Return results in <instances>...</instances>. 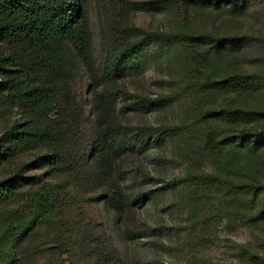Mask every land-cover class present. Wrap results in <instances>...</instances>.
<instances>
[{"label": "trees", "instance_id": "1", "mask_svg": "<svg viewBox=\"0 0 264 264\" xmlns=\"http://www.w3.org/2000/svg\"><path fill=\"white\" fill-rule=\"evenodd\" d=\"M88 1L0 0V264H25L33 236L57 247L55 234L71 229L82 241L108 240L109 249L93 247L89 264H130L122 251L127 222L144 223L139 209L152 190L143 154L157 135L181 132L178 123L130 117L153 103L143 76L156 39L190 52L195 86L223 93L217 105L204 107L214 122L209 139L217 164L201 178L214 183L240 222L263 228L264 0H95L98 54ZM168 1L184 11H217L219 21L161 31L135 20L139 10H159ZM242 15L255 17L257 26L230 27ZM75 78L85 81L79 97L69 84ZM84 107L92 128L85 153L74 149ZM131 172L140 181L127 185ZM194 175L188 170L180 179ZM169 184L180 185L171 180L157 188ZM77 201L101 206L107 233L95 227L84 233L86 223L72 213ZM234 249L229 264H264L252 241L235 242Z\"/></svg>", "mask_w": 264, "mask_h": 264}, {"label": "rangeland", "instance_id": "2", "mask_svg": "<svg viewBox=\"0 0 264 264\" xmlns=\"http://www.w3.org/2000/svg\"><path fill=\"white\" fill-rule=\"evenodd\" d=\"M87 10L94 50L98 54L101 22L95 0L88 1ZM219 17L220 13L211 9L188 8L184 11L168 1L159 10H139L135 20L161 31H178L181 24L189 28L210 27L219 21ZM232 20L230 27L240 30L254 29L258 23L249 15ZM189 53L179 45L171 46L165 38L151 43L143 86L153 103L142 115H130L136 122L147 119L154 124L178 123L181 128L176 134L157 135L150 140L143 154L142 162L152 175L147 181L152 190L139 209L144 223L138 219L127 222L130 231L126 233L122 251L130 264H229L236 261L234 243L248 240L264 254V227L257 229L240 222L231 204L214 190V183L201 178L202 173L213 171L217 164L209 139L214 122L203 115L204 107L217 105L223 93L194 85L193 81H197L193 74L195 61ZM245 66L253 67L251 63H245ZM69 84L75 95H83L85 81L75 78ZM171 93L176 94L164 97ZM83 115L74 149L80 148L85 153L92 128L85 107ZM188 170L195 175L180 179ZM171 180L180 185L157 188L160 183ZM137 181L140 179L135 178L133 172L127 175V185ZM184 184L189 187L185 189ZM77 202L79 207H75L72 213L86 223L84 233L94 231V227L107 233L109 227L101 206L93 202ZM72 230L69 234L64 230L55 234V240L59 241L57 247L48 237L42 236L43 241L39 243V235L33 236L26 245L24 263L89 264L93 247L99 251L109 249L105 237H100L102 240L98 245L95 236L82 241L79 231ZM81 251H84L83 256Z\"/></svg>", "mask_w": 264, "mask_h": 264}]
</instances>
